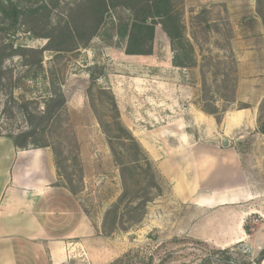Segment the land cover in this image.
<instances>
[{"label":"rangeland","instance_id":"rangeland-1","mask_svg":"<svg viewBox=\"0 0 264 264\" xmlns=\"http://www.w3.org/2000/svg\"><path fill=\"white\" fill-rule=\"evenodd\" d=\"M257 8V0H177L176 10L182 12L196 62L190 70H197L196 82L200 76L202 88L204 77L207 90L213 92L210 102L218 106L221 118L223 110L241 106L235 103L237 60L248 46L246 40L251 39L257 50L263 51L264 0L262 16ZM164 15L144 20L157 24L162 32L155 43L152 69L147 68L160 73L174 57L158 24ZM128 16L122 10L112 14L105 29L75 51L45 52L43 69L24 67L19 57L7 63L14 69L16 87L14 101L7 103L8 113L4 115L0 109V134L11 133L14 139L28 130L29 117L20 105L26 104L29 112L43 111L51 94L60 90L66 98L65 107L45 122L43 136L58 154L63 183L68 182L66 186L97 230L90 238L54 245V264H257L264 249V198L260 197L264 188L259 189L263 182L256 180L252 199L226 207L199 209L194 200H187L175 168L184 158L174 150L165 151L161 141L147 138L153 129L147 123L151 86H159L162 79L153 75L151 80L137 73L144 64L126 63L124 56L117 54L123 52L127 40L125 31L115 35L116 30L121 21L129 25ZM0 37L15 48L40 49L47 44V40L33 37L25 26L14 37ZM126 68L135 71L129 74L127 84L122 72ZM194 78L185 77L189 81ZM2 102L5 104L7 98ZM260 118L264 120V104ZM120 126L131 133L139 147L128 140ZM246 142L241 144L242 153L249 151ZM149 143L156 146L159 155L151 154ZM154 181L157 187H152ZM122 195L118 213L108 215ZM147 198H151L147 207L138 205Z\"/></svg>","mask_w":264,"mask_h":264},{"label":"crops","instance_id":"crops-1","mask_svg":"<svg viewBox=\"0 0 264 264\" xmlns=\"http://www.w3.org/2000/svg\"><path fill=\"white\" fill-rule=\"evenodd\" d=\"M157 27L154 47L162 34ZM129 29L128 25L118 27L115 35L125 31L128 41ZM250 40L238 55L235 101L249 107L226 110L220 123L208 109L200 76L196 82V69L175 67L169 60L162 73L151 70L155 48L150 56H130L126 43L123 52L117 53L126 63L144 64L137 73L162 79L159 86H151L147 123L153 129L147 138L161 141L165 151L174 150L184 158L175 166L177 179L184 183V196L199 209L249 201L257 179L263 182L259 189L264 188V134L260 131L264 45L260 52ZM122 72L123 82L129 83V74L135 71L126 68ZM191 75L195 76L193 82L185 79ZM225 140L228 146H224ZM245 141L249 151L242 153ZM148 145L153 156L159 155L153 143ZM63 181L50 147L19 149L12 138L0 136V264H54L51 248L58 242L96 235L82 204Z\"/></svg>","mask_w":264,"mask_h":264},{"label":"trees","instance_id":"trees-1","mask_svg":"<svg viewBox=\"0 0 264 264\" xmlns=\"http://www.w3.org/2000/svg\"><path fill=\"white\" fill-rule=\"evenodd\" d=\"M77 1L0 0V35L2 37H14L20 28L25 26L33 34V37L47 40V44L40 49L22 46L15 48L12 42H7L4 38L0 37V109L1 107L3 108L1 113L4 115L8 113L7 103H9V100L14 101L13 89L16 87L13 75L14 69L7 66L9 61L15 57H19L24 67L43 69L45 52L50 51L60 54L79 49L82 44L90 41L105 29L107 19L120 10L128 13V21H130L126 47L127 55L150 56L153 54L157 24L145 22L144 20L165 14L160 18L158 24L170 40L171 49L174 53L173 65L181 68L196 66L195 59L191 56L193 47L187 41L185 35L186 26L183 21L182 12L176 10L177 0H82L79 3ZM62 2L63 6H61ZM262 2L263 0H257V11L261 16L262 11L260 7ZM53 13H55V16H53ZM54 17L57 19L55 22L53 21L55 20ZM125 22L121 21L119 27L126 25ZM187 44L190 46L188 49L186 48ZM202 82L208 109L220 123L221 111L216 104H213V101L212 103L210 102V95H213V92L207 90L204 77ZM7 88L10 91H7ZM3 97L7 98L5 104L2 102ZM65 104L66 98L60 90H56L51 94L50 98L45 102L46 108L43 111L29 112L25 106L26 104H21L20 108L23 111L26 110L29 117V129L14 137L15 146L19 149L52 147L58 168L60 165L57 158L58 154L54 147L45 140L43 134L47 127L45 122L49 123L54 115L64 109ZM248 107L247 104L239 106L240 109ZM225 111L223 110L222 113ZM120 129L123 133H126L129 141L134 142L136 147H139L135 138L127 129L123 126H120ZM260 131L264 134V121L262 120ZM0 136L13 137L11 133L0 134ZM110 144L111 149L114 151L112 142ZM116 162H120V160L117 158ZM145 162L149 170H152L151 161L146 158ZM128 169L125 168L124 170ZM124 170L122 175L125 177ZM59 175L64 179L60 171ZM66 185H69L68 182ZM152 187H157L155 181ZM70 191L73 193L71 189ZM124 197L122 195L119 198L108 215H116L118 213V207L122 204ZM150 201L151 198H147L138 205L145 208ZM104 227L106 228L105 225ZM256 262L257 264L264 262V249L260 252Z\"/></svg>","mask_w":264,"mask_h":264},{"label":"water","instance_id":"water-1","mask_svg":"<svg viewBox=\"0 0 264 264\" xmlns=\"http://www.w3.org/2000/svg\"><path fill=\"white\" fill-rule=\"evenodd\" d=\"M223 144H224V146H228V141L225 140Z\"/></svg>","mask_w":264,"mask_h":264}]
</instances>
